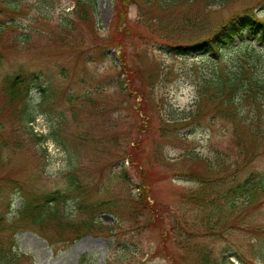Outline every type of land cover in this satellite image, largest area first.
Instances as JSON below:
<instances>
[{"label": "rangeland", "instance_id": "374dc122", "mask_svg": "<svg viewBox=\"0 0 264 264\" xmlns=\"http://www.w3.org/2000/svg\"><path fill=\"white\" fill-rule=\"evenodd\" d=\"M132 1L129 24L140 26L145 39L128 42L124 55L121 48L103 41L114 27L120 0H98L86 20L72 15L68 27L61 26V18L73 13L75 0H19L18 14H1L0 25L11 26L0 41L4 56L0 97L10 73L39 74L38 82L31 80V101L39 102L43 89L53 88L51 120L60 130L62 125L58 135L66 148L49 140L4 154L0 245L23 256L20 264H264V199L256 207L237 200L216 211L190 198L203 192L210 200L211 194L243 183L251 172L264 173V145L247 143L235 150V145H228L229 125L218 119L211 125L213 116L207 108L198 115L199 86L210 66L150 39L159 37L158 32L177 33L176 24L187 7L177 0L175 6ZM207 3L189 10V15L202 16L196 32L217 28L246 11L264 21V0H235L204 13ZM54 37L68 41L55 43ZM182 39L190 41L187 33ZM253 41L260 46L264 39L258 35ZM82 51L84 56L79 58ZM112 59L120 71L106 74L114 67ZM120 80L129 88L124 96L119 92ZM68 93L76 97L72 102H67ZM86 94L105 110L84 106ZM34 129L49 134L46 116L37 117ZM136 141L140 142L137 148ZM129 146L134 149L124 162ZM70 157L79 165L85 187L91 189L92 204L86 210L104 229L74 244L56 240L50 247L39 234L10 226H15L12 222L23 203L18 187L28 185L36 192L64 189L62 177ZM122 169L126 174H121ZM142 170L152 181L145 188L149 208L134 218L130 203L143 192ZM100 200L118 208L122 217L96 209ZM76 206L68 205L72 221L82 218Z\"/></svg>", "mask_w": 264, "mask_h": 264}, {"label": "trees", "instance_id": "16d2710c", "mask_svg": "<svg viewBox=\"0 0 264 264\" xmlns=\"http://www.w3.org/2000/svg\"><path fill=\"white\" fill-rule=\"evenodd\" d=\"M165 6H175L174 0H153ZM205 0H177L182 6L187 7V12L176 24V32L172 35H166L161 32V36L151 35L150 39L159 45L168 47L172 52L180 56H196L197 60L208 64L211 68L208 76L199 86V99L197 101L198 115L201 109L207 108L213 116L211 125H216V119L229 125V143L235 145L234 150L246 145L247 143H257L264 145V42L258 46L253 40L260 36L264 39V21L258 19V14L250 12H241L234 14L230 19L223 22L219 27L196 32L200 27L202 16L197 12L189 15V11L195 5L202 6ZM76 6L72 14L61 18V26L68 27L72 24L70 17L75 14L79 20L87 19L97 6L98 0H75ZM132 0H120L117 7V18L114 27L110 31L108 38L103 41L116 48H121L123 55L128 42L140 41L145 39L138 26L130 25L128 20V8ZM207 8L214 6L226 7L235 0H208ZM19 0H0V16L4 13L18 14ZM10 23H1L0 41H2L8 32ZM97 26V25H96ZM98 29V26H97ZM183 33L189 35L190 41L183 42ZM97 40L100 35L96 34ZM187 40V39H186ZM59 41L66 42V38ZM56 37L53 42L58 43ZM11 48V47H10ZM2 52V49H0ZM66 52H71L66 50ZM1 54V53H0ZM84 51L78 57H83ZM0 55V67L3 62ZM113 68H110L106 74L120 71V66L116 59H112ZM123 67L129 69L126 60L121 59ZM65 70V69H63ZM88 74V72H86ZM36 76V77H35ZM40 75L34 72L18 70L10 73L3 85L2 95L0 97V162H3L4 154L10 151L15 152L22 147H30V144H44L52 140L61 147L66 145L59 139V133L62 131L51 118L53 88L48 86L44 88L39 96V102L31 101V80L35 78L39 81ZM120 93L129 91L123 81L118 83ZM67 102H72L74 95H66ZM83 105L89 104L93 110H105L99 104H94L89 94L83 97ZM92 103V104H91ZM63 114V113H62ZM39 115H44L49 120L50 132L48 135L37 134L34 132V123ZM63 116H65L63 114ZM63 119L62 122H65ZM60 122V123H62ZM140 145L136 141V148ZM130 147V146H129ZM134 146L124 151L123 161L128 160L132 155ZM70 153V152H69ZM71 156V153H70ZM68 171L63 175V188L54 189L51 192H36L29 189L28 185L18 187L19 195L23 198L21 207L17 210L13 220V228H25L28 231L42 236L49 244L54 247L58 240L60 243H75L87 235L102 234L104 227L100 224L97 217L89 215L87 206L92 204L88 199L91 189L85 187L86 181L79 172V165L70 157ZM72 170V169H74ZM124 168V166L122 167ZM144 182L142 184L143 192L138 197L131 199L132 215L148 210L146 187L151 185V179L147 177L146 171H141ZM121 174H126L124 169ZM212 199H208L203 192L191 195V199L201 207L214 206L216 211H220L225 206H231L235 201L242 200L244 206L256 207L264 199V173L251 172L246 180L241 184H233L224 191L211 194ZM11 205V204H10ZM68 205H77L76 210L82 216L79 221H72L67 215ZM105 208L106 213L121 218L119 209L100 200L96 209ZM93 213V212H91ZM2 217H0V231L3 227ZM21 257L11 247L7 249L3 244L0 245V264H20ZM209 264H219L213 262ZM221 264H227L225 262ZM232 264V263H231Z\"/></svg>", "mask_w": 264, "mask_h": 264}]
</instances>
